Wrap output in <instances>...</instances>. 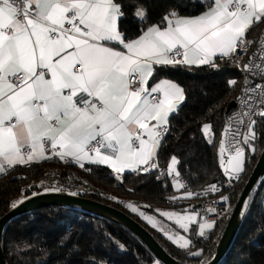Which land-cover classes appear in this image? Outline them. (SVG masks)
Listing matches in <instances>:
<instances>
[{"label": "snow or ice", "instance_id": "6c2138e0", "mask_svg": "<svg viewBox=\"0 0 264 264\" xmlns=\"http://www.w3.org/2000/svg\"><path fill=\"white\" fill-rule=\"evenodd\" d=\"M260 25H264V0H172L155 20L151 0H0V176L47 159L49 152L81 168L84 161L107 166L111 172L100 178L121 183L126 171L148 173L158 167V150L173 134L170 116L178 115L187 99L186 88L168 74L193 66L219 72L224 65L238 69L243 82L237 98L240 108L225 115L219 164L230 185L240 181L246 152L264 150L259 148L264 144V35L248 38ZM250 50L251 56L243 61ZM226 83L233 87L238 81ZM201 131L206 138L215 135L211 122H203ZM178 163L172 155L167 173L173 175L175 188L184 189L179 198L220 191L216 183L203 193L189 190L177 179ZM38 189L65 190L41 181L8 206L16 210L40 195ZM69 194L77 196L80 191ZM111 199L138 214L199 264H212L211 248L206 256L189 236L131 202ZM229 200L221 195V201ZM250 202H254L251 195L242 202L241 216L250 210ZM154 211L185 233L195 225L193 231L201 238L217 226L215 220L198 219L195 206L191 212ZM206 211L219 216L214 208ZM71 236L66 232L54 247H65ZM5 238L6 233L0 241ZM105 238L127 250L111 234L106 232ZM7 243L19 264H31L33 243ZM39 250L48 254V249ZM82 251L79 244L68 249L75 255ZM37 264L44 262L38 259ZM81 264L103 261L85 253ZM153 264L163 262L154 259Z\"/></svg>", "mask_w": 264, "mask_h": 264}, {"label": "trees", "instance_id": "16d2710c", "mask_svg": "<svg viewBox=\"0 0 264 264\" xmlns=\"http://www.w3.org/2000/svg\"><path fill=\"white\" fill-rule=\"evenodd\" d=\"M172 0H151L152 16L155 20L165 11ZM264 25H260L252 34L261 33ZM222 71H213L206 66L190 69L179 68L168 74L167 78L175 79L187 90L186 102L180 107L178 115L170 117L173 134H169L159 149L158 162L160 166L167 168L172 155L179 161L177 170L188 183L189 190L203 193L208 185L216 183L219 192H209L207 195L194 196L189 202L178 198L179 191L169 181L168 176H157L156 170L148 173H125L123 183L106 177L111 170L104 166L88 165L81 168L79 165L68 164L59 158L51 159L39 165L19 166L9 174L0 177V218L10 211L8 202L17 199L21 194L29 195L28 186H37L43 180V174L53 167L61 170L62 177H70L77 173L75 182L83 186L81 196L103 202L130 215L137 220L157 239L162 247L182 264H199L198 259L186 255L177 245L169 241L156 229H149L148 225L138 214L118 203L111 197L119 200L142 203L137 205L140 209L155 212V209H192L197 211L199 199L207 196H218L225 192L227 181L219 164V141L221 132L225 126V115L230 114L229 106L233 98L239 94L242 78L239 70L222 65ZM163 78V77H162ZM228 79H237L236 86L230 87ZM152 82V81H151ZM213 108L210 116L204 113ZM259 121V117L256 118ZM203 122H211L214 136L213 143L209 144L201 131ZM264 127V126H261ZM178 130V132H177ZM264 149V144L259 145ZM246 152L248 159L245 163V173L242 179L235 185L234 191L230 190L231 212L217 222V226L206 232L205 238L192 233L191 239L196 248H203L204 255L215 254L220 239L230 219L232 209L239 195L243 191L245 183L255 168L260 154ZM45 182V181H44ZM46 183V182H45ZM47 184V183H46ZM44 193L43 189H38ZM252 196L254 202H250V210H247L241 223L235 240L219 264H264V176L255 188ZM150 205V208H145ZM72 236L63 248L54 246L66 233ZM111 234L116 240L125 244L127 250H120L114 243L106 240L105 233ZM28 241L35 245L28 259L31 264H37V260L44 264H81L85 253H88L103 264H153L155 257L147 248L131 233L121 226L98 217L88 212L69 207H49L36 212H31L17 218L6 230L4 249L8 264H19L18 257L9 252L7 241ZM73 244L82 246L83 251L79 255L69 254L68 249ZM22 246V245H21ZM48 249V254L39 249Z\"/></svg>", "mask_w": 264, "mask_h": 264}, {"label": "water", "instance_id": "95a60500", "mask_svg": "<svg viewBox=\"0 0 264 264\" xmlns=\"http://www.w3.org/2000/svg\"><path fill=\"white\" fill-rule=\"evenodd\" d=\"M235 107L236 103L232 101L229 106V111H232ZM263 176L264 150L261 152L255 168L247 179L243 191L232 209L226 229L213 255L214 260L212 264H219L230 250L245 216V214L241 216L242 202L249 195L252 196ZM49 207H69L109 220L131 233L147 248L155 259L161 260L163 264H182L162 247L147 228L127 213L103 202L80 195L72 196L66 192L40 193L37 197L26 200L16 210L11 209L8 211L0 218V236L5 235L8 226L17 218ZM0 264H8L5 255L4 240L0 241Z\"/></svg>", "mask_w": 264, "mask_h": 264}, {"label": "built area", "instance_id": "2783aa9c", "mask_svg": "<svg viewBox=\"0 0 264 264\" xmlns=\"http://www.w3.org/2000/svg\"><path fill=\"white\" fill-rule=\"evenodd\" d=\"M264 35V28L262 29L261 33L256 35V36H249V39H259L260 36ZM251 56V50L249 51L248 55H245L243 57V61H247L249 59V57ZM241 78H242V82H243V75L241 74V72L239 71ZM242 82H241V88H242ZM241 88H240V92L238 95H236L233 98V101L236 103V107L235 109H239L240 105L237 103V98L241 95ZM255 119L257 117H254ZM68 164H72L74 162H65ZM30 164H27L25 166H28ZM151 170H156L157 171V176L158 177H162L164 176L165 172H166V168L163 166H158L155 169H151ZM141 172H137L134 173L135 175L140 174ZM72 179H70V177H62L61 176V170L58 167H53L51 169H48L44 174H43V180L50 185H55L58 184L60 187H62L63 189H65L62 192H74V191H83V186L79 183V182H75L74 179L77 177V173L74 172L72 174ZM169 177V181L173 184V175L168 176ZM177 179H181L182 183H185V185L189 188L187 181L185 180V178H183L182 176L177 178ZM239 181L233 180L231 185L228 183V180L225 182V187L227 190H225V192L221 195H230V190L234 191L235 185L238 183ZM221 195L218 196H207L204 198H200L199 199V207L197 209V213H198V219L200 217H204L209 221L215 220V221H219L222 218L226 217L227 215H229V213L231 212V207L229 208V205H231V197L230 200L228 202H223L221 201ZM81 196V195H80ZM135 204L137 205H142L141 202L136 201ZM209 208H214L219 212V216L211 213V212H207L206 209Z\"/></svg>", "mask_w": 264, "mask_h": 264}, {"label": "rangeland", "instance_id": "374dc122", "mask_svg": "<svg viewBox=\"0 0 264 264\" xmlns=\"http://www.w3.org/2000/svg\"><path fill=\"white\" fill-rule=\"evenodd\" d=\"M209 138H211V137H208L207 138V140L209 139ZM227 156H228V153L226 152L225 153V158L227 159ZM222 169V168H221ZM226 177V176H225ZM226 179H227V177H226ZM176 190H178L179 191V193H178V196L179 197H182L183 196V194H184V189H177L176 188ZM185 200H187V201H189V202H192L193 201V197L192 198H186ZM195 201V200H194ZM198 200H196V202H197ZM142 210V209H141ZM160 210H162V211H174V212H183L182 210H175V209H160ZM189 212H191V210L192 209H187ZM143 211H145V210H143ZM146 212H148V211H146ZM149 214H151V215H154L158 220H161V221H163V223L165 224V225H167V226H169L172 230H174L175 232H177V233H179V234H181V235H187V236H189V238H191V235H192V233H194V231H193V229L195 228V225H190V228H189V232L188 233H185L183 230H181L180 228H179V226L178 225H176L175 223H174V221H167V219L166 218H164V217H161L158 213H156V212H148ZM143 220V219H142ZM144 221V220H143ZM147 225H148V227H149V229H153L146 221H144ZM157 230V229H156ZM208 231H211V230H206V232H208ZM198 236V235H197Z\"/></svg>", "mask_w": 264, "mask_h": 264}, {"label": "crops", "instance_id": "0c3cea01", "mask_svg": "<svg viewBox=\"0 0 264 264\" xmlns=\"http://www.w3.org/2000/svg\"><path fill=\"white\" fill-rule=\"evenodd\" d=\"M193 67H196V66H193ZM193 67H191V68H193ZM200 67H202V66H200ZM149 83L151 84V80L149 81ZM171 117V116H170ZM159 151V150H158ZM46 155L48 156V158L47 159H42V160H40V161H32V162H29V164L30 165H39V164H42V163H44V162H47V161H50L51 159H54V158H58L57 156H53V155H51V153L49 152V153H46ZM156 159H157V162L159 161L158 160V156L156 157ZM75 163V162H74ZM84 163V166H88V165H93V164H90L88 161H84L83 162ZM169 163H170V161H169ZM168 163V164H169ZM76 164V163H75ZM78 165V164H77ZM19 166H25V165H19ZM19 166H17V167H19ZM95 166H98V165H95ZM158 166H160L159 165V162H158ZM16 167V168H17ZM104 167H107V166H104ZM108 168V167H107ZM111 170V169H110ZM125 173H130V172H128V171H126ZM164 176H170V175H168V173H167V168H166V172H165V174H164ZM1 177V176H0ZM176 189V188H175ZM221 195V194H220ZM176 197H178L179 198V196L177 195ZM197 199H195V201H196ZM194 201V200H193Z\"/></svg>", "mask_w": 264, "mask_h": 264}]
</instances>
